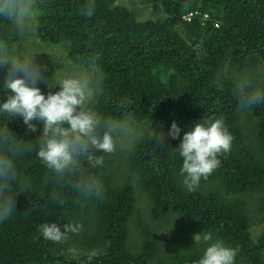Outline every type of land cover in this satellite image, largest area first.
I'll return each instance as SVG.
<instances>
[{
	"label": "trees",
	"instance_id": "16d2710c",
	"mask_svg": "<svg viewBox=\"0 0 264 264\" xmlns=\"http://www.w3.org/2000/svg\"><path fill=\"white\" fill-rule=\"evenodd\" d=\"M29 1L42 44L62 45L67 58L83 68L95 59L101 91L91 106L112 118L128 100V114L156 135L151 140L146 134L131 150L100 154L103 163L92 171L104 194L85 200L68 179L58 182L36 155L42 124L34 120L37 132L31 133L22 118L0 115V155L16 172L10 193L14 209L0 222V264H197L205 244L189 246L197 233L235 249L234 264H264V225L253 236L248 205L253 195L264 200V105L240 109L233 81L218 75L222 64L239 76L264 62V0H143L153 15L146 19L115 0H94L91 17L81 12L90 0ZM193 11L199 15L182 19ZM19 37L14 16L0 12V54L10 53ZM3 83L0 102L10 94ZM37 86L45 94L59 90L44 78ZM209 118L224 122L232 147L189 191L174 150L180 138L167 133L173 122L182 136L194 122ZM136 192L145 197L151 221L172 225L161 251L149 221L134 219ZM132 220L140 242L130 249ZM45 222L79 225V230L53 242L38 231ZM70 238L91 242L94 249L74 254L63 245Z\"/></svg>",
	"mask_w": 264,
	"mask_h": 264
},
{
	"label": "clouds",
	"instance_id": "9594fccd",
	"mask_svg": "<svg viewBox=\"0 0 264 264\" xmlns=\"http://www.w3.org/2000/svg\"><path fill=\"white\" fill-rule=\"evenodd\" d=\"M95 11L94 0L81 12L91 17ZM0 12L11 14L23 25L35 21L37 13L30 2L21 0L15 5L5 4ZM9 68L3 87L9 91L7 99L0 102V115L22 118L31 133L37 132L33 121L42 124L36 155L58 182L68 179L73 191L85 200L99 199L104 194L102 180L92 171L103 163L100 154H111L118 148L128 151L147 134L152 140L155 131L146 133L140 122L128 114L130 101L122 100L121 115L109 118L94 107L93 98L101 91V75L95 59L86 61V67L72 74L59 76V90L43 93L37 82L42 79V69L30 55L10 52L0 58ZM230 63L227 69H230ZM46 70V69H44ZM220 78L233 81L237 106L251 110L264 105V66L233 75L225 65L218 69ZM173 122L167 136L180 138L174 150L181 158L179 168L183 184L195 191L202 179L209 177L221 164L218 158L228 153L233 136L219 118L194 122L186 131ZM164 139V134L159 135ZM87 165L85 168L84 165ZM16 179L12 161L0 155V222L13 212L11 182ZM79 225L45 222L38 231L45 240L60 242L67 232L78 231ZM195 243L203 241L206 247L197 264H234L236 250L223 241L213 242L211 234L197 233Z\"/></svg>",
	"mask_w": 264,
	"mask_h": 264
},
{
	"label": "rangeland",
	"instance_id": "374dc122",
	"mask_svg": "<svg viewBox=\"0 0 264 264\" xmlns=\"http://www.w3.org/2000/svg\"><path fill=\"white\" fill-rule=\"evenodd\" d=\"M117 3L125 4L129 8H131L134 13L137 15L139 19H146L152 17L151 7L143 2V0H115ZM21 0H0V6L3 7L5 4L15 5L20 3ZM25 2H30L29 0H25ZM32 6V4H31ZM33 8V7H32ZM34 9V8H33ZM35 11V9H34ZM36 12V11H35ZM15 21L18 24L20 30V37L18 41H16L10 49V52H16L22 55H30L35 62L41 66L42 69V78H44L48 83L55 85L56 80L59 76L72 74L83 67L72 63L66 56V52L64 51L62 45H44L42 44L35 36L34 32V22L32 20H27L21 25L16 17L14 16ZM36 18V17H35ZM9 54V51L2 52L0 54V58ZM264 66V62L257 67ZM46 69V70H44ZM9 68L6 64L0 63V81H4ZM143 125V124H141ZM118 156V155H117ZM122 169V167H121ZM136 202L135 209L136 212L134 215V219L136 220L137 216L142 217L144 220L149 221L150 229L153 231L155 241L158 244L159 250L164 249L165 240L172 236V225L170 222H167L165 219H161L156 222L151 221L148 215V207H146V199L141 194L136 192ZM260 195H253L249 198V208L251 214V233L253 236H256L260 233L264 222H262L264 218V213L260 211V206L264 208V200H260ZM140 236L137 235V225L134 220L130 223L129 226V234H128V243L130 249L139 245ZM180 242H182L180 240ZM190 243V244H189ZM189 246L192 247L195 242H189ZM63 245H66L68 249L71 250L72 253H79L84 251H90L94 249V246L91 242H81L80 240H67ZM206 244H203L201 247L204 249Z\"/></svg>",
	"mask_w": 264,
	"mask_h": 264
},
{
	"label": "built area",
	"instance_id": "2783aa9c",
	"mask_svg": "<svg viewBox=\"0 0 264 264\" xmlns=\"http://www.w3.org/2000/svg\"><path fill=\"white\" fill-rule=\"evenodd\" d=\"M194 15H199V13L197 11L185 13L182 16V19L185 20V21H190ZM207 17H208V15L206 13L202 14V16H201L202 20L203 19L205 20Z\"/></svg>",
	"mask_w": 264,
	"mask_h": 264
}]
</instances>
